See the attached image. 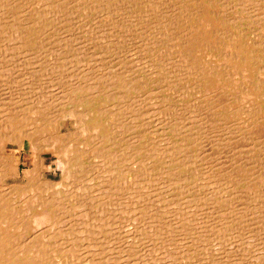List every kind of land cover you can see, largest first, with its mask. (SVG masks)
I'll return each instance as SVG.
<instances>
[{
  "label": "bare ground",
  "instance_id": "bare-ground-1",
  "mask_svg": "<svg viewBox=\"0 0 264 264\" xmlns=\"http://www.w3.org/2000/svg\"><path fill=\"white\" fill-rule=\"evenodd\" d=\"M0 264H264V0H0Z\"/></svg>",
  "mask_w": 264,
  "mask_h": 264
},
{
  "label": "rangeland",
  "instance_id": "rangeland-1",
  "mask_svg": "<svg viewBox=\"0 0 264 264\" xmlns=\"http://www.w3.org/2000/svg\"><path fill=\"white\" fill-rule=\"evenodd\" d=\"M46 68V69H45ZM44 68V70H46L47 72L46 73H48L50 70L47 68V65H46V67ZM48 69V70H47ZM26 145V144H25ZM43 158H44V164L47 166V168L46 169H44V175L46 176L47 175V178H49V179H52V180H59L60 178L59 177H61L60 176V169H59V165H58V163H57V161H55V157L54 156H52V155H50V154H48V153H45L44 155H43ZM29 160H30V154L28 153V152H25L24 153V155H23V159H22V163H23V166H21L20 168H22V170H24V169H26L27 167H25V164H27L28 162H29ZM54 171V172H53ZM27 180V179H26ZM31 181V180H30ZM32 182V181H31ZM34 182V181H33ZM86 194H88L87 192H86ZM80 196V197H79ZM78 196V198H81L82 197V194H80ZM60 205V204H59ZM58 205V207H60ZM78 228V227H77ZM77 228H75L76 230H72L70 233H71V237H73L75 234H73L74 232L73 231H75V232H77L78 234H82V232H83V235H82V237L84 236V240H88L89 241V238L84 234V229L82 230L81 228H79V229H81V230H77ZM51 230V229H50ZM49 231V230H48ZM89 231V230H88ZM81 232V233H80ZM79 236V235H78ZM81 236V235H80ZM79 236V237H80ZM86 237V238H85ZM81 238V237H80ZM88 243H86V245H87Z\"/></svg>",
  "mask_w": 264,
  "mask_h": 264
}]
</instances>
